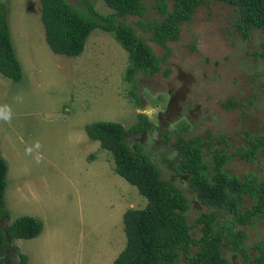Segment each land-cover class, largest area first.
I'll return each instance as SVG.
<instances>
[{"label":"rangeland","instance_id":"374dc122","mask_svg":"<svg viewBox=\"0 0 264 264\" xmlns=\"http://www.w3.org/2000/svg\"><path fill=\"white\" fill-rule=\"evenodd\" d=\"M67 1L81 8L79 0ZM93 1L101 14L113 13L104 1ZM154 1L144 0L143 19L125 21L146 38L151 34L137 23L161 18L152 9ZM0 2L7 5L23 68L19 82L0 74V110H8L0 111V154L8 163L6 206L10 223L32 216L44 225L38 237L14 241L29 264H114L126 245L124 213L144 208L147 200L115 172L113 154L88 137L86 126L107 121L131 129L142 113L155 128L139 138L131 135V145L141 141L164 176L182 189L191 205L188 222L199 235L196 218L214 210L172 167L178 161L174 143L180 136L198 140L204 162L212 165V150L234 154L249 145L250 137L264 133L262 32L244 40L233 27L231 7L209 2L181 25L161 70L138 75L134 88L126 80L129 54L112 34L95 29L80 56L58 55L46 41L39 0ZM150 45L163 58L165 50ZM132 88L145 108L131 96ZM164 133L169 142L164 143ZM225 170L239 178L264 176L263 161L238 156ZM251 204L246 197L242 210ZM244 245L251 258L258 255L264 218L246 229ZM227 256L232 264H246L232 251ZM180 264H186L184 257Z\"/></svg>","mask_w":264,"mask_h":264},{"label":"trees","instance_id":"16d2710c","mask_svg":"<svg viewBox=\"0 0 264 264\" xmlns=\"http://www.w3.org/2000/svg\"><path fill=\"white\" fill-rule=\"evenodd\" d=\"M39 1L46 41L55 54L80 56L92 32L101 29L112 34L128 52L130 64L126 80L133 87L138 75L151 76L161 70L162 61L166 62L170 56L169 43L179 40L181 25L192 21L197 10L209 2L231 7L233 27L244 40H250L255 31L262 32V51L258 55L264 58V0H155L152 9L161 18L147 24L142 20L137 23L151 34L150 38L139 35L134 26L125 22L129 17L143 19L148 11L144 0H102L113 10L109 15L101 14L93 0H79L81 8L67 0ZM150 42L165 50L163 58L157 55ZM0 74L14 82L23 78L22 64L12 41L8 8L1 2ZM134 88L131 96L137 105L145 108ZM138 117L139 122L131 129L107 121L86 126L88 137L113 154L115 172L147 200L144 208L124 213L126 246L114 264H180L183 257L186 264H232L228 251L241 255L246 264H264V245L255 247L259 253L254 258L249 256L244 245L246 229L264 218V176L246 173L239 178L230 176L225 170L234 156L264 164V133L250 137L249 145L234 154L224 149L212 150V165L204 162L198 140L180 136L174 143L178 161L171 162L172 167L177 175L188 178L200 202L214 210L196 218L195 227L200 228V234L195 235L186 216L191 207L188 197L174 181L164 176L144 151L141 141L131 145V135L139 138L155 128L145 114ZM164 135L167 137L164 143L169 142L170 137ZM7 175L8 163L0 154V264H8L7 257L11 255V261L16 253L20 264H29L28 256L19 251L14 241L38 237L44 225L32 216H23L10 223L5 198ZM246 197L252 204L242 210Z\"/></svg>","mask_w":264,"mask_h":264},{"label":"flooded vegetation","instance_id":"af4514ba","mask_svg":"<svg viewBox=\"0 0 264 264\" xmlns=\"http://www.w3.org/2000/svg\"><path fill=\"white\" fill-rule=\"evenodd\" d=\"M10 257H11V255L7 257V259H8L7 263H8V264H20L19 260H18V259L16 258V256H15V254H14V256L12 255V257H13L14 259H11V261H9V258H10Z\"/></svg>","mask_w":264,"mask_h":264},{"label":"crops","instance_id":"0c3cea01","mask_svg":"<svg viewBox=\"0 0 264 264\" xmlns=\"http://www.w3.org/2000/svg\"><path fill=\"white\" fill-rule=\"evenodd\" d=\"M18 240H22V239H18ZM27 240V239H26ZM16 245V244H15ZM126 246V245H125ZM18 247V246H17ZM19 249V248H18ZM20 250V249H19ZM20 252H21V250H20ZM22 253V252H21ZM120 254V253H119ZM119 256V255H118ZM117 256V257H118ZM18 257V254L16 253V258ZM14 259V258H13ZM17 259H19V258H17ZM115 261V260H114Z\"/></svg>","mask_w":264,"mask_h":264},{"label":"clouds","instance_id":"9594fccd","mask_svg":"<svg viewBox=\"0 0 264 264\" xmlns=\"http://www.w3.org/2000/svg\"><path fill=\"white\" fill-rule=\"evenodd\" d=\"M0 111H4V112H6V113L8 112L7 108H5V109H3V110H0Z\"/></svg>","mask_w":264,"mask_h":264},{"label":"water","instance_id":"95a60500","mask_svg":"<svg viewBox=\"0 0 264 264\" xmlns=\"http://www.w3.org/2000/svg\"><path fill=\"white\" fill-rule=\"evenodd\" d=\"M5 226H6V224L4 225V228H3L4 230H5Z\"/></svg>","mask_w":264,"mask_h":264}]
</instances>
